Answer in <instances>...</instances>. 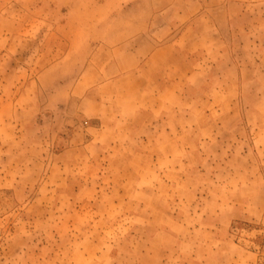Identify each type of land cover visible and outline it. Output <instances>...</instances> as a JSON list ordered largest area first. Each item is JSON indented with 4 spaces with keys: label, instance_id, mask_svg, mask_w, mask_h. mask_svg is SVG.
Here are the masks:
<instances>
[{
    "label": "rangeland",
    "instance_id": "1",
    "mask_svg": "<svg viewBox=\"0 0 264 264\" xmlns=\"http://www.w3.org/2000/svg\"><path fill=\"white\" fill-rule=\"evenodd\" d=\"M0 264H264V0H0Z\"/></svg>",
    "mask_w": 264,
    "mask_h": 264
},
{
    "label": "crops",
    "instance_id": "2",
    "mask_svg": "<svg viewBox=\"0 0 264 264\" xmlns=\"http://www.w3.org/2000/svg\"><path fill=\"white\" fill-rule=\"evenodd\" d=\"M148 39H151L152 40V37H149L147 39H144L146 44H150V41ZM149 53V58L150 59H153L155 58L156 56H158V53H159V49L158 48H155V47H152V49L148 52Z\"/></svg>",
    "mask_w": 264,
    "mask_h": 264
}]
</instances>
